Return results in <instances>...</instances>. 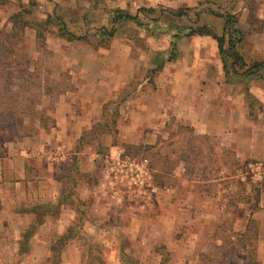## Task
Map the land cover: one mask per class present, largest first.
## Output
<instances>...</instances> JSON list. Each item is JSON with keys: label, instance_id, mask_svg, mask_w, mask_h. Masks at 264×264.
Here are the masks:
<instances>
[{"label": "rangeland", "instance_id": "obj_1", "mask_svg": "<svg viewBox=\"0 0 264 264\" xmlns=\"http://www.w3.org/2000/svg\"><path fill=\"white\" fill-rule=\"evenodd\" d=\"M19 1L9 0L0 5L1 30H10V16L19 10ZM21 1L25 6L28 1L35 5L31 7V14L24 15L29 25L23 30L22 48L16 47L20 50L12 55L3 53L0 48L1 143L22 135L32 136L36 124L45 131L53 124L58 106L70 102L71 96L76 93L71 84L76 74V49L96 50L99 57L116 60L119 67L125 68L122 61L129 63V56L135 60L146 59L145 54L151 51L150 47L165 46L164 40L160 39L166 36L163 33L167 31L158 25L151 29L159 28V39L136 25L123 24L112 39L100 43L97 30L102 26L110 27L115 9L135 14L139 9L154 8L153 13L139 12L141 21L149 22L152 17H157L161 23L172 20L165 11L169 7L160 3L150 4L152 0ZM204 1L205 4L194 6L188 19H175L174 22L193 26L206 24L216 30L218 21L211 15L206 16L202 9L232 7L240 17L244 15L243 6H247L251 12L248 28L264 26V13L258 9L261 3L256 0ZM55 14H60L68 28L77 36H85V39L68 41L59 37L57 27L53 25ZM48 17L51 23H42L39 27L44 33L41 42L36 29L31 26ZM198 42L190 38L179 44L181 52L188 53L190 50L199 59L200 53L196 55L199 47L202 57L206 56L207 53L202 50L205 45ZM263 44L264 39L260 46ZM240 48L244 54L252 55L250 43L245 41ZM7 63H10L12 76L7 74ZM152 75H148L147 82L152 81ZM221 81L225 83L223 76ZM229 85L225 84V92L231 88ZM262 87L264 85L260 84L259 93ZM140 90V82H128L113 101L106 103L102 120L76 139L72 149L75 153H70L69 165L58 167L57 173L62 178L66 194H76L75 203L79 213L82 212L80 216L76 213V224L66 232L68 237L75 236L78 241L77 264H159L160 252L164 249L172 253L167 264H217L218 245L221 243L219 236L226 234L228 241L235 237L233 220L237 212L233 211L239 202L246 200L245 196L248 197L246 194L252 186L253 189L259 188L256 185L260 175H264V168L255 161H236L234 153L222 143L221 138L192 133L189 126L181 125L170 117L168 106L163 109L165 124L154 144L141 139L134 143H121L127 162L120 166L108 163L106 149L109 143L115 142L116 127L124 117L120 112L122 103L137 97ZM145 90L147 92L144 93H152L149 89ZM240 92L250 106V113L263 106L258 99L248 98L242 85ZM261 111H264L263 107ZM130 162L144 164L142 173L137 175L139 171ZM94 191L99 196L107 195L106 203L111 205L110 215L105 216L106 207L103 204L95 206ZM98 200L101 201L100 198ZM65 201L72 204L71 199ZM84 218L96 221L104 229L96 241H89L85 236L86 231L81 227ZM59 236H52L58 239L51 242V256L46 260L48 264L62 262L61 256L67 249L68 239ZM161 246L164 249L156 251ZM20 249L29 253L27 247ZM230 251L231 256L226 262L242 264L243 253L236 252L233 244Z\"/></svg>", "mask_w": 264, "mask_h": 264}, {"label": "crops", "instance_id": "obj_2", "mask_svg": "<svg viewBox=\"0 0 264 264\" xmlns=\"http://www.w3.org/2000/svg\"><path fill=\"white\" fill-rule=\"evenodd\" d=\"M199 1L202 0H152L150 4L160 3L169 7L167 9H176L194 7ZM256 1L261 3L258 9L264 13V0ZM249 11L247 6H243L244 15H237L238 26L245 33L237 48L250 63L264 59V44L260 46L264 39V26L248 28ZM203 13L218 21L216 30L211 27L221 35L223 18ZM168 15L175 21L188 19L189 13L181 18ZM191 36L179 37L178 54L171 60L166 59L169 37H154L164 40L165 46L150 47L151 51L145 54L146 59L135 60L129 56V63L122 61L125 68L119 67L116 60L99 57L96 50L76 49V74L71 80L76 93L70 102L58 106L53 124L46 131L36 124L32 136L22 135L6 143L0 142V264H48L46 260L51 256V242L58 237L53 238V234L66 235L76 224V213H79L73 192L68 197L72 204L66 203L59 209L52 206L65 192L62 178L57 173L58 167L69 165L70 153H75L72 149L76 139L102 120L106 103L113 101L128 82H140L141 90L137 97L122 103L120 112L124 117L116 127L115 142L109 143L106 149L108 163L120 166L127 162L121 143H134L141 139L154 144L165 124L163 109L168 106L170 117L181 125L189 126L192 133L221 138L222 143L234 153L236 161H255L264 168V111H261L262 107L264 109V87L262 92L258 91L264 82L222 83L223 64L215 39L210 35ZM190 38L205 45L202 50L206 56L202 57L199 47L196 51V55L200 53L199 59L190 50L181 52L179 44ZM245 41L250 43L252 55L242 52L240 47ZM158 65L161 67L155 70ZM149 74H154L151 82L146 81ZM225 84H230L228 92L224 91ZM241 85L248 98L260 101L261 108L257 107L250 113V106L241 96ZM144 88L152 93H144L147 92ZM130 164L144 169L142 163ZM251 181L255 183V180ZM256 186L259 188L254 190L252 186L246 200L239 202L234 209L233 212L237 213L233 230L244 232L251 218L256 221L259 232L257 258L264 264V175H260ZM105 195L99 196L96 191L92 197L96 199L95 206L103 204L106 207L107 216L111 205L106 203ZM79 196L83 197L82 194ZM83 220L81 227L86 231L85 236L89 241H96L104 229L90 218ZM29 229L32 233L23 238ZM105 231L108 232L106 228ZM22 247H27L29 253L21 251ZM66 248L61 264H77L79 249L75 236L69 237Z\"/></svg>", "mask_w": 264, "mask_h": 264}, {"label": "trees", "instance_id": "obj_3", "mask_svg": "<svg viewBox=\"0 0 264 264\" xmlns=\"http://www.w3.org/2000/svg\"><path fill=\"white\" fill-rule=\"evenodd\" d=\"M8 1L9 0H0V5H3ZM23 3L24 2L20 0L18 2L19 10H17L12 16H10V22L12 23L10 30L3 31L0 29V48L2 49L3 53L12 55L18 48H22L21 43L23 42V30L29 25L27 20L24 18V15L31 14V7L33 8V6L35 5L32 1H28L27 6L23 5ZM205 3L206 2L204 0L199 1L197 6H201ZM217 8L221 7L218 6ZM193 9L195 8L184 7L176 9H166L165 11H167L168 14H170L172 17L181 18L182 16H186L187 13H189ZM141 11L144 14L145 12L153 13L154 8L139 9L138 13L135 14H131L128 11L120 8L115 9L113 11V15L110 18V27L108 28L102 26L97 30L98 32L96 33V35L98 37V41L100 43H104L112 39L116 35L118 28L123 26V24L136 25L139 28H142L144 31H148L150 35H154V37H157V31L159 30V28L156 27L155 30H152L151 27L154 25H158L160 27H163L164 30L167 31L166 33H163L169 37V50L166 59L171 60L174 59L178 54L177 41L179 37L191 35H210L215 39L217 43L218 53L223 64V78L225 83L242 82L247 84L250 80H260L264 82V59L249 63L244 59L237 48V44L242 41L245 33L238 26L237 14L233 11L232 7L223 10L212 9L211 7L202 9V11L204 12H208L212 15L223 18L224 23L221 35H217L212 30V27L206 24L196 26L182 25L174 22L173 20L161 23L157 17L149 18V22H143L141 21V18L139 16V12ZM40 21L41 23H35L34 26L31 27L36 29L38 39H42L41 42H43L44 33L39 29V27L42 25V23L44 24L50 22L51 18L48 17L47 19ZM54 21L56 22H54L53 25H56L57 35L59 37L67 39L68 41L74 39H85V36H77V34L71 31L60 14H55ZM26 64L28 65L29 62L27 61ZM16 67H18L17 64ZM160 67L161 65H158L155 70H159ZM5 68L8 69L7 74L9 76H12L13 71L10 68V63L5 64ZM6 90L9 91V88H6ZM38 120H40V118ZM68 197L69 194H66V192L61 193L60 196L56 199L57 201L52 204V206H55L57 209H59L61 205L67 203L65 200H68ZM30 228L32 229L33 225L30 226ZM31 229L25 231V233L23 234V238H27L28 235L32 233ZM67 234L69 236V233ZM258 235L259 232L257 223L252 218L249 220L246 230L241 233L235 232V237L232 240H226V234L220 235L219 238L221 243L218 245L220 253L217 258V264H228L226 262V259L231 256V244H233L236 252L243 253L244 256L242 264H261L257 258L256 243L258 240ZM68 236L60 235L59 237H62V239H69ZM160 248L164 249V247L161 246L158 247L156 251H159ZM160 253H162V257L159 264H167L172 253L165 249Z\"/></svg>", "mask_w": 264, "mask_h": 264}, {"label": "built area", "instance_id": "obj_4", "mask_svg": "<svg viewBox=\"0 0 264 264\" xmlns=\"http://www.w3.org/2000/svg\"><path fill=\"white\" fill-rule=\"evenodd\" d=\"M134 167L137 168V170L139 171V172H137V175L142 173L143 170L141 169L140 166L135 165Z\"/></svg>", "mask_w": 264, "mask_h": 264}]
</instances>
